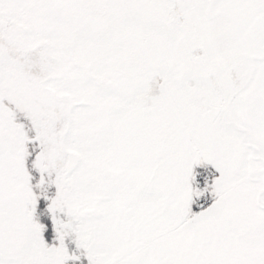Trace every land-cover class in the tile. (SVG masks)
Here are the masks:
<instances>
[{
  "label": "snow or ice",
  "instance_id": "obj_1",
  "mask_svg": "<svg viewBox=\"0 0 264 264\" xmlns=\"http://www.w3.org/2000/svg\"><path fill=\"white\" fill-rule=\"evenodd\" d=\"M0 264H264V0H0Z\"/></svg>",
  "mask_w": 264,
  "mask_h": 264
}]
</instances>
